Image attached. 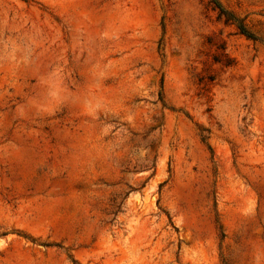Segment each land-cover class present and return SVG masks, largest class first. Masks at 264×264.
Returning a JSON list of instances; mask_svg holds the SVG:
<instances>
[{"label": "rangeland", "instance_id": "374dc122", "mask_svg": "<svg viewBox=\"0 0 264 264\" xmlns=\"http://www.w3.org/2000/svg\"><path fill=\"white\" fill-rule=\"evenodd\" d=\"M0 0V264H264V0Z\"/></svg>", "mask_w": 264, "mask_h": 264}, {"label": "trees", "instance_id": "16d2710c", "mask_svg": "<svg viewBox=\"0 0 264 264\" xmlns=\"http://www.w3.org/2000/svg\"><path fill=\"white\" fill-rule=\"evenodd\" d=\"M216 6L220 9L221 12H225L224 8L221 6L220 2L218 0H214Z\"/></svg>", "mask_w": 264, "mask_h": 264}]
</instances>
